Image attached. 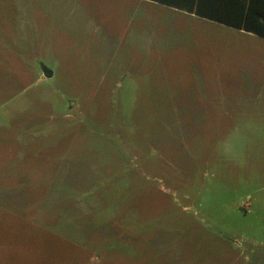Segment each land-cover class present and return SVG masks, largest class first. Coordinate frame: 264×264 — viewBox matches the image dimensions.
Wrapping results in <instances>:
<instances>
[{
	"label": "rangeland",
	"instance_id": "374dc122",
	"mask_svg": "<svg viewBox=\"0 0 264 264\" xmlns=\"http://www.w3.org/2000/svg\"><path fill=\"white\" fill-rule=\"evenodd\" d=\"M134 7L0 0V264H264V37Z\"/></svg>",
	"mask_w": 264,
	"mask_h": 264
},
{
	"label": "trees",
	"instance_id": "16d2710c",
	"mask_svg": "<svg viewBox=\"0 0 264 264\" xmlns=\"http://www.w3.org/2000/svg\"><path fill=\"white\" fill-rule=\"evenodd\" d=\"M165 2L176 4L179 1L167 0ZM207 2L208 0H197V6L194 7V3H192L191 7L187 8V10L228 26L243 29L264 37V0H227L226 8L220 9L219 12L215 11L216 9L214 8L208 7ZM236 11L240 12V19L238 21L234 20L232 15ZM45 71L50 74L47 68H45Z\"/></svg>",
	"mask_w": 264,
	"mask_h": 264
},
{
	"label": "crops",
	"instance_id": "0c3cea01",
	"mask_svg": "<svg viewBox=\"0 0 264 264\" xmlns=\"http://www.w3.org/2000/svg\"><path fill=\"white\" fill-rule=\"evenodd\" d=\"M126 3L129 2V4H133L135 7V12H138V7L139 5H148L149 4V8H153L154 10V14L159 15L161 13L162 10H167L165 11L166 13L170 12L173 13L174 15L179 14L181 15L183 18L187 19V18H194V19H200V20H206L209 23H214V24H220V25H226L223 24L219 21H215L212 19H209L207 17H203L198 15L196 12H191L190 10H187V8L189 9V7H191L192 3H194V7L197 6V0H193V2L191 3L192 0H178L179 2H177L176 4L174 3H169V2H165L167 0H125ZM64 2V1H62ZM208 7L210 8H214L216 9L215 11H218L220 9H225L227 6V0H223V1H219V0H208L207 2ZM242 8V6H241ZM152 13V12H151ZM233 19L238 21V19H240V12L236 11L233 14ZM228 26V25H226ZM232 27V26H229ZM235 28V27H233ZM238 29V28H235ZM241 32H247V33H252V32H248L245 31L243 29H238Z\"/></svg>",
	"mask_w": 264,
	"mask_h": 264
}]
</instances>
